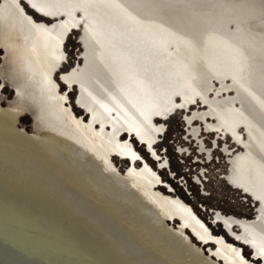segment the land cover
Returning <instances> with one entry per match:
<instances>
[{
  "label": "rangeland",
  "instance_id": "obj_1",
  "mask_svg": "<svg viewBox=\"0 0 264 264\" xmlns=\"http://www.w3.org/2000/svg\"><path fill=\"white\" fill-rule=\"evenodd\" d=\"M0 1V104L19 108V114L60 144L73 148V141L59 132L63 129L80 138L100 160L111 163L114 171L135 191L148 196L157 205L164 221L175 218L166 221V225L180 230L205 257L217 264H264V248L259 246L261 238L257 233L243 229L236 222L241 229L234 224L229 226L234 237L216 221V213L225 220L235 218L247 223H255L262 216V199L234 186L226 176L238 154H247L248 150L254 149L251 145L253 135L245 123H238V138H235L230 130L217 127V116L209 114L210 107L201 96L195 95L185 104L184 95L178 93L174 97L177 106L172 111L162 118L152 117L154 129H157L150 144L136 133L137 137L127 131L116 133L115 129L122 122L121 115L115 108L105 112L99 107L97 95L89 91L92 65L88 59L92 60L106 44L107 30L116 31L118 26L102 19L93 10L91 2L85 0ZM44 1L48 2L52 16L58 10L66 15L62 17V23L48 27L54 19L40 15L42 12L32 5L33 2L38 8ZM114 2L118 9L127 8V14H142L145 27L148 23L156 26L162 39L168 40L165 50L160 49L163 58L173 57L180 49L171 36L189 38L191 32H187V25L208 22L214 35L231 38L235 43L232 53L241 64L238 81L264 93V0ZM4 3L10 6V11L2 16ZM77 7L88 17L84 34L82 26H75L78 16L75 14L74 17L73 12ZM22 11L39 23L34 26V31L41 30L40 23H44L43 28L51 32V39L57 36L56 45H60V39L66 33L62 45L65 59L62 63L60 60L56 71L50 72L42 66L37 51L27 46ZM126 24L130 27V23ZM59 29H62L61 34L57 32ZM19 54L28 61L33 59L37 74L44 79L43 95L53 107L51 116L45 112L40 92L32 84ZM60 57L57 47L50 52L51 67ZM64 72H68L63 75L65 82L61 78ZM205 91L210 99H234L235 107L242 111V98L232 76L210 78ZM205 112H208L207 116H204ZM241 233L243 237H247V233L251 235L243 241ZM233 248L235 255L231 253ZM217 253L221 257H217Z\"/></svg>",
  "mask_w": 264,
  "mask_h": 264
},
{
  "label": "bare ground",
  "instance_id": "obj_2",
  "mask_svg": "<svg viewBox=\"0 0 264 264\" xmlns=\"http://www.w3.org/2000/svg\"><path fill=\"white\" fill-rule=\"evenodd\" d=\"M85 1L91 2L93 10L102 19L118 26L117 32L107 30L106 44L100 52L93 56L92 60L88 59V62L92 65V70L89 73L88 89L91 93L97 95L99 107L103 110L110 108L118 110L122 118V122L118 126L120 128H127L128 125L133 127L135 132L126 131L135 136L137 134L150 144L155 136L154 130L157 129H154L152 117L155 115L164 117L172 111L177 106L174 99L176 94L182 93L184 95L185 104L193 99L195 95L201 96L210 107L209 114L217 116V127L230 130L235 138H238L236 126L239 122L245 123L249 128L253 135L251 145L254 149L248 150L247 154L240 153L234 159L229 181L236 187L239 186L250 191L262 199L264 203V93L252 90L238 81L241 64L232 53L235 47L233 40L225 38V36L214 35L208 22H192L193 25H187L186 27L187 32H191L189 38L171 36L172 40L176 39L179 44L178 53L174 54L173 57L163 58L161 56L163 51L160 52V49L165 50L164 45L168 43V40L162 39L155 25L148 23L145 27L142 24V14H127V8L118 9L114 0ZM58 11L53 14L55 17L52 23L61 21L62 17H66L65 14L58 13ZM73 13L74 17L75 14L78 16L75 26L77 28L82 26V34H84L85 20L88 17L82 13L79 7ZM90 13L92 14L91 11ZM40 15L51 18L44 14ZM135 17L139 18L133 20ZM126 23H130V27ZM230 23H237V21H231ZM238 26L240 27L239 21ZM58 32L61 34L62 29H59ZM19 60L28 72L32 84L40 92L43 105L46 108L45 112L48 113V116H51L53 107L49 104L50 102L48 103L45 100L46 97L43 95L45 81L37 74L34 60L30 59L28 61L27 57L22 58L20 54ZM75 68L78 69V66L76 65ZM223 75H230L235 79V88L243 102L242 111H238L235 107L234 99L219 101L210 99L207 95L205 90L210 78ZM219 87H223V85ZM13 109L18 113L20 111L17 107ZM87 114L89 115L88 112ZM207 115L208 112H205L204 116ZM134 124L136 126H130ZM102 125L105 126L106 124ZM112 130L114 132V129ZM59 132H63L64 137L73 141V148L58 143L51 136L48 137L183 241L204 264H217L209 257H205L202 250L181 234L180 230L167 226L165 222H170L175 218L164 221L157 205L148 196L135 191L126 180L114 171L110 166L111 163L108 164L100 160L80 138L71 135L67 130L63 129ZM216 217V221H223L227 231H229V226L233 222H238L245 230L254 231L261 238L259 246L264 248V206L260 220L255 223H247L245 220L236 221L235 218L225 220L223 217H219L217 213ZM236 226L238 225H234V227ZM238 227L241 229L240 226ZM249 235L251 233H247V237ZM241 237H243V233H241ZM247 237H243V241ZM211 252L213 253V251ZM231 253L235 255L233 249H231ZM217 257H221V255L217 253Z\"/></svg>",
  "mask_w": 264,
  "mask_h": 264
},
{
  "label": "water",
  "instance_id": "obj_3",
  "mask_svg": "<svg viewBox=\"0 0 264 264\" xmlns=\"http://www.w3.org/2000/svg\"><path fill=\"white\" fill-rule=\"evenodd\" d=\"M0 264L204 263L16 110L0 104Z\"/></svg>",
  "mask_w": 264,
  "mask_h": 264
},
{
  "label": "flooded vegetation",
  "instance_id": "obj_4",
  "mask_svg": "<svg viewBox=\"0 0 264 264\" xmlns=\"http://www.w3.org/2000/svg\"><path fill=\"white\" fill-rule=\"evenodd\" d=\"M46 4H47V6H46ZM32 5L38 10V11H40V12H42V14H44V15H46V16H50V17H52V14L49 12V5H48V2L47 1H44V3H43V5L41 6V5H39L38 6V8L34 5V3L32 2ZM33 6H31L30 5V7L31 8H33L34 9V7ZM43 8H45V9H43ZM1 11H4V12H1L2 13V16H5V15H7L8 13H9V11H10V6L8 5V4H6V3H4L3 4V6L1 7ZM22 14L24 15V19H23V27H24V31H25V34H26V44H27V46H29V47H31V48H34L36 51H37V53H38V56H39V61H40V64L42 65V66H45V68L48 70V71H50V70H57L59 67H60V64L64 61V59H65V57L63 58V52H62V45H63V43H64V41H65V38H66V33L62 36V38L60 39V45L58 46V44L56 45V40H57V36H56V38L54 37V38H52L51 39V32L50 31H48L47 29H45V28H43V27H45V24L44 23H40V27H41V30H39V31H34L33 30V28H34V26L36 25V24H39V23H35L34 22V19L30 16V15H27L24 11H22ZM60 23H62L61 21H57V22H55V23H53V24H51L50 26H48V25H46V26H48V27H51V26H54V25H56V24H60ZM58 32V31H57ZM60 38V37H59ZM52 46V49H50V47ZM56 47H57V49H58V52H59V50H60V53H61V57H60V59H59V61L55 64V66L54 67H51V65H50V58H49V56H50V52H52V51H54V49H56ZM57 52V51H56ZM64 54H65V52H64ZM60 60H62L61 61V63H60ZM60 63V64H59ZM55 70V71H56ZM71 70V69H70ZM70 70L68 71V72H70ZM51 72V71H50ZM68 72H64V73H61V78H62V80L65 82V80L63 79V75L64 74H67ZM93 94V93H92ZM97 110H98V108H97ZM108 110H110V109H107V110H105V112H107ZM158 116V115H157ZM158 117H160V116H158ZM162 118V117H161ZM126 131H129V132H134V131H132V129L133 128H131V127H127V128H117V129H115V132L116 133H118V131H124V130ZM131 130V131H130ZM137 137V136H136ZM147 143V142H146ZM146 143H144V144H146ZM155 143V142H154ZM153 143V144H154ZM236 155V154H235ZM235 155L233 156V158L235 157ZM230 161V160H229ZM230 166H231V164H230ZM232 172V167H231V170H230V172L226 175V176H228V180H229V176L231 175L230 173ZM218 214V213H217ZM216 219H217V217H216ZM220 223H222L223 224V222H221V221H219ZM234 225H237L236 223H233ZM232 224V225H233ZM231 225V226H232ZM227 230V229H226ZM230 234L232 233L230 230L228 231ZM232 236H234L233 234H231ZM235 237V236H234ZM211 241V240H210ZM240 241V240H239ZM213 242H215V241H213ZM206 243V242H205ZM236 249L235 248H233V251H235ZM257 253H258V250L256 251ZM255 257V256H254Z\"/></svg>",
  "mask_w": 264,
  "mask_h": 264
}]
</instances>
